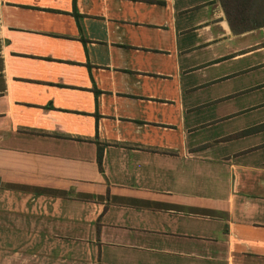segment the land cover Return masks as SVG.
<instances>
[{"label":"crops","instance_id":"crops-1","mask_svg":"<svg viewBox=\"0 0 264 264\" xmlns=\"http://www.w3.org/2000/svg\"><path fill=\"white\" fill-rule=\"evenodd\" d=\"M0 264H264V26L0 0Z\"/></svg>","mask_w":264,"mask_h":264},{"label":"trees","instance_id":"trees-1","mask_svg":"<svg viewBox=\"0 0 264 264\" xmlns=\"http://www.w3.org/2000/svg\"><path fill=\"white\" fill-rule=\"evenodd\" d=\"M231 29L235 33L264 26V0H219ZM102 148L98 147L100 167Z\"/></svg>","mask_w":264,"mask_h":264},{"label":"rangeland","instance_id":"rangeland-1","mask_svg":"<svg viewBox=\"0 0 264 264\" xmlns=\"http://www.w3.org/2000/svg\"><path fill=\"white\" fill-rule=\"evenodd\" d=\"M261 37H262L261 33H259L258 35H249V38L257 39V40H260L262 42Z\"/></svg>","mask_w":264,"mask_h":264}]
</instances>
